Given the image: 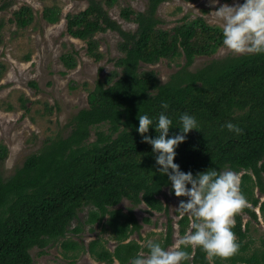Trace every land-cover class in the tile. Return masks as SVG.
Returning a JSON list of instances; mask_svg holds the SVG:
<instances>
[{"label": "trees", "instance_id": "1", "mask_svg": "<svg viewBox=\"0 0 264 264\" xmlns=\"http://www.w3.org/2000/svg\"><path fill=\"white\" fill-rule=\"evenodd\" d=\"M163 1L148 0L146 11L123 8L122 16L130 19L135 15L138 28L123 32V55L115 62L121 70L98 80L89 105L80 109L67 137L28 156L10 178L0 175V264H33L30 249L64 236L84 205H90L86 221L94 223L107 216V225L118 241L114 250L100 239L91 241L89 249L98 260L128 264L130 257L148 250L147 245L131 239L141 228L134 211L124 212L115 206L127 197L145 202L152 210L165 208L158 195L165 186L171 190V185L167 176L156 171L159 166L152 146L136 130L138 113L158 115L162 100L169 104L167 112L174 125L176 116L187 111L195 115L200 128L185 134L186 139L176 148L175 162L181 170L193 174L209 168L242 172L239 190L247 204L235 214L232 225L239 247L245 246L242 243L250 230L243 213L258 218L255 208L259 206L264 218V53L214 59L196 71L185 66L161 83L153 70H142L141 62L185 55L189 66L196 55L210 53L222 41L203 19L177 25L173 31L159 27L157 10ZM24 9L31 11L30 7ZM17 20L24 25L30 21L23 11ZM200 20L207 35L203 44L196 41ZM109 28L120 26L102 0H90L85 9L68 15V31L85 40L88 53L96 59L102 58L96 33ZM234 112L239 116L234 117ZM228 121L239 125L242 132L222 127ZM105 125L107 130L102 129ZM93 128L97 137L89 141ZM177 131L173 127L169 135ZM147 134L157 135L151 127ZM5 152H0V159ZM178 224L183 235L189 228L188 216H181ZM167 233L165 242L153 241L167 247L172 243L170 223ZM62 245L74 250L80 244L67 239ZM188 252L184 264H225L199 246L189 247ZM239 262L264 264V247L248 256H231V264Z\"/></svg>", "mask_w": 264, "mask_h": 264}, {"label": "rangeland", "instance_id": "2", "mask_svg": "<svg viewBox=\"0 0 264 264\" xmlns=\"http://www.w3.org/2000/svg\"><path fill=\"white\" fill-rule=\"evenodd\" d=\"M89 1L0 2V152L6 149L0 159V175L5 179L14 175L28 156L72 132L76 116L80 109L89 105L90 92L98 80L114 75L116 69L121 70L115 62L116 58L123 55L120 47L123 32L138 28L135 15L130 19L122 16L123 8L130 7L139 12L146 11L148 7V0H102L120 29L109 28L96 33L102 53V58L96 59L88 53L86 41L74 37L68 31V15L85 9ZM237 2L242 0H220V4ZM25 7H30L31 11H26ZM216 7L219 4L212 5L210 0H164L157 10L159 27L173 31L177 25L203 19L214 28L217 37L222 38L220 24L209 13ZM19 11H23V16L30 20L28 24H21L17 20ZM201 20L197 23L199 33L196 41L203 44L207 35L202 30ZM212 49L210 53L196 55L189 66L185 55H181L164 57L153 63L141 62V68L153 70L160 82L166 83L185 66L196 71L214 59L246 53H236L223 47L222 43ZM233 116L237 117L239 113L234 112ZM107 128L108 125L102 127L104 130ZM96 130L92 129L89 141L96 139ZM237 173L240 182L242 172ZM158 196L165 206L160 211L152 210L143 201L133 202L127 197L115 207L124 212L130 209L134 211L141 228L131 235V239L138 240L143 247L149 240L160 239L165 242L169 223L173 226V233L172 243L167 247L179 246L177 241L182 235L178 220L181 215L176 214V207L181 197L174 195L170 186L163 187ZM89 209L90 205L79 209L70 230L61 238L50 239L45 246H33L30 249L33 264H120L118 260L113 263L100 261L90 251L89 245L94 239L104 241L110 250H114L118 241L107 225V216L94 223L86 221ZM257 209L262 215V222L257 223L249 213L245 214L243 221L249 223L250 230L246 243H242L245 246L239 247L235 254L248 256L264 247L263 212L259 206ZM76 226H80L78 231L73 230ZM67 239L78 241L79 247L66 249L62 241ZM142 251L147 253L144 249ZM219 258L225 264H231V257Z\"/></svg>", "mask_w": 264, "mask_h": 264}, {"label": "clouds", "instance_id": "3", "mask_svg": "<svg viewBox=\"0 0 264 264\" xmlns=\"http://www.w3.org/2000/svg\"><path fill=\"white\" fill-rule=\"evenodd\" d=\"M210 2L219 4L209 13L220 24L223 47L236 53H264V0H242L234 4H220V0ZM161 108L156 116L139 112L136 130L143 141L152 146L159 166L156 171L167 176L176 196L187 197L179 201L176 214L188 216L189 228L177 241L179 246L166 248L159 241L149 240L147 253L138 252L129 258L128 264H184L189 259L188 248L192 246H199L210 256L231 257L239 249L232 230L234 216L247 204L239 190L238 173L229 168H209L195 174L181 170L175 162L176 148L186 139L185 134L192 129L200 130L198 121L194 114L185 111L176 116L174 125L167 112L168 102L162 100ZM150 127L157 135L147 134ZM173 127L179 131L169 135ZM222 127L237 134L242 132L239 125L231 121Z\"/></svg>", "mask_w": 264, "mask_h": 264}, {"label": "crops", "instance_id": "4", "mask_svg": "<svg viewBox=\"0 0 264 264\" xmlns=\"http://www.w3.org/2000/svg\"><path fill=\"white\" fill-rule=\"evenodd\" d=\"M257 193H258V195H260V193L257 191ZM262 197V196H261ZM256 209V211H257V213H258V218L257 217H253V216H251L252 217V219H253V221H255V222H259V221H261L262 222V215H259L260 213H259V211H258V209L257 208H255ZM245 214H247L246 212L245 213H243V218H245L246 217V215Z\"/></svg>", "mask_w": 264, "mask_h": 264}]
</instances>
